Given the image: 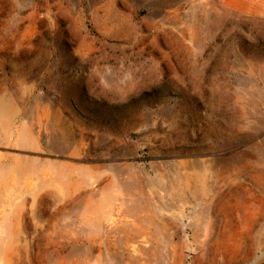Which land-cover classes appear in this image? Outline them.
Listing matches in <instances>:
<instances>
[{"label": "rangeland", "instance_id": "374dc122", "mask_svg": "<svg viewBox=\"0 0 264 264\" xmlns=\"http://www.w3.org/2000/svg\"><path fill=\"white\" fill-rule=\"evenodd\" d=\"M0 190V264L264 256V0H0Z\"/></svg>", "mask_w": 264, "mask_h": 264}, {"label": "crops", "instance_id": "0c3cea01", "mask_svg": "<svg viewBox=\"0 0 264 264\" xmlns=\"http://www.w3.org/2000/svg\"><path fill=\"white\" fill-rule=\"evenodd\" d=\"M11 195L0 190V219L7 226L6 232L3 233L8 236L6 240L16 241L20 240V236H22L21 228L24 225L26 208L19 199L14 200L17 202L14 203Z\"/></svg>", "mask_w": 264, "mask_h": 264}, {"label": "water", "instance_id": "95a60500", "mask_svg": "<svg viewBox=\"0 0 264 264\" xmlns=\"http://www.w3.org/2000/svg\"><path fill=\"white\" fill-rule=\"evenodd\" d=\"M251 264H264V256L258 258L257 260H255Z\"/></svg>", "mask_w": 264, "mask_h": 264}]
</instances>
